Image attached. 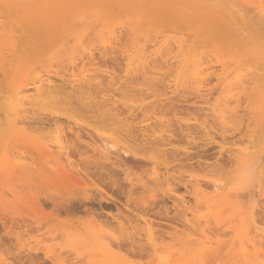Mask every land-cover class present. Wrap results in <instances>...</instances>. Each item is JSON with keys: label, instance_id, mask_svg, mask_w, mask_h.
I'll use <instances>...</instances> for the list:
<instances>
[{"label": "rangeland", "instance_id": "obj_1", "mask_svg": "<svg viewBox=\"0 0 264 264\" xmlns=\"http://www.w3.org/2000/svg\"><path fill=\"white\" fill-rule=\"evenodd\" d=\"M151 1L154 2L150 3ZM189 1L25 0L26 4L20 8L3 0L12 10V14L0 1V60H2L0 61V215H18V212L23 215L29 214L31 206H27L29 205L27 200L30 201L33 196L46 203L45 209L48 206L46 211L52 212V205L46 200L50 196L52 198V195L56 199L57 190L54 182L46 178L44 168L56 155L54 145L58 136L65 144L67 141H76V136L80 135L81 140L95 144L100 151L104 147L118 144L115 146L119 148L113 151V155L128 147L138 154L151 156L152 159L150 164L146 163L143 167L138 166L139 168L135 167L128 171L120 163L119 166L115 164L118 168L110 167L111 165L108 164L105 166H108L109 169L105 168L108 172L114 170V173H111L114 174L115 179L119 177L117 179L120 180L119 185L124 184L121 187L125 190V195L115 193L118 198L109 187L104 186V189L107 192L111 191V195L122 205L114 200L107 202L105 199L108 198L104 199L107 193L88 191L86 188L77 190L80 191L79 197L88 192L93 201L94 198L96 199L94 206L85 205L87 208L93 207L92 213L97 214L92 217L88 216L89 213L86 215L84 211L77 213V217L70 219L74 225L81 222V218L82 221L94 218L95 223L91 222L93 223L91 228L94 226L96 232L99 231L107 236L112 231L118 232V223L123 222L121 227L123 226L124 229L126 227L127 230L125 229L124 232L128 234V242L132 241L130 245L127 242V246L113 247V255L108 257L105 253L101 255L100 252L95 255L96 252L98 253L96 248L99 243L85 242V245L88 244L89 248L96 251H93L92 256L90 255L92 249L89 250L88 247L85 249L82 245V253L88 249L90 252L87 251V255L90 257L83 255L87 258H80L76 248L73 247L75 250L70 248L76 240L73 241L72 238L70 240V236L65 237V234L62 235L63 238L60 233L52 231L53 235L56 237L60 235L61 238H58L63 240V243L70 244V247L61 249L60 245L63 243L58 240L60 245L55 246L58 251L53 252L57 258L54 262H47L48 264H161L166 257L171 259L172 264H243L245 259L238 251L240 242H244L247 247L249 246L248 249L250 248L249 258H252L249 259V264H264V187L262 186L264 184V24L261 23L264 20L252 11L258 3L257 0L255 2L246 0L244 3L242 1L243 7L239 15L237 9L233 10L235 13L231 10L234 4L236 8L242 6L235 0L231 2L213 0L205 7H199L200 9L198 7L196 9L194 0ZM108 2L115 4H111L109 15L102 19L97 17ZM227 2L231 5L234 2L233 7L230 8ZM187 3V8L184 9ZM64 5L76 6L72 10L74 14L71 17L76 19L77 34L73 35L74 33L72 34L66 25L57 31L43 30L42 25L51 12L64 16L61 10ZM77 11L78 14H75ZM147 14L151 16L153 14L152 20L145 17ZM254 16L255 20L250 21ZM151 22L157 24L156 28L149 29ZM81 28L84 29L83 32ZM209 34H214V40L211 42L205 39ZM144 55H147L146 59H148L146 68L145 63L141 64ZM193 56H198L200 60L204 59L201 62L204 63L202 68L205 71L199 75V78L198 75H191L186 67V61ZM142 65L144 69L140 67L142 71L136 73L138 67ZM37 77L43 78L44 85V81L52 80L62 100L56 101L57 103L45 101L39 106L26 105L24 109H28H25L28 113L16 118L19 122L12 124L13 118L8 114L7 109L10 93L14 92L13 86L28 85L32 90L31 81L33 82ZM32 109L33 112L35 109L36 114L33 112L31 113L34 115L29 114ZM221 111L226 112L225 125L220 119L223 113ZM113 118L115 122H112ZM24 120H27L26 124ZM29 121L34 124H30ZM122 122L123 125L126 122L132 126H129L132 130H130L131 134L136 135L140 140L143 138L142 143L139 138L138 142L128 138L129 128L127 125L124 128ZM57 128L60 130L58 131ZM148 140L150 144L139 147L149 143ZM46 145L48 149L50 146L53 147L51 152L54 155L48 157L49 159L45 155L48 156L50 151L48 150L46 154V151L44 152ZM83 148L81 150H84L86 155L99 159L98 153L94 154L85 145ZM238 151L242 154L235 157ZM80 159L79 157L76 161ZM112 161L115 159L112 158ZM80 168L83 169V165H80ZM89 170L91 172L92 169ZM214 184L224 187V190H221L223 194H215L214 189L212 190ZM83 190L87 192L83 193ZM130 192L132 200L128 202L126 197ZM46 196L49 197L45 200ZM153 196L157 197L155 203H152L151 207L144 208V212L143 207L133 204L134 201H141L144 197L149 200ZM96 201H103L104 212ZM125 206L128 208L126 209ZM99 212L103 215L100 216ZM185 214L188 216V221L184 219ZM64 216H66L64 213L61 214L59 222L69 220ZM145 220H149L148 223ZM195 227L199 229L194 231ZM14 230L4 229L0 223L3 243L10 246L12 242L15 249L34 248L44 252L48 249L46 241L52 240L50 239L52 234H47V230L44 232L45 229L39 232L40 235L43 233L45 238L39 237L47 239L46 244L44 241L43 244L40 240L35 241L36 239L32 237H36L38 233H33L31 236L27 233L30 238L28 241L26 233L16 229L20 233L23 232L21 237V234H17ZM8 231L16 238L9 237ZM246 231L248 234H245ZM202 232H208L207 238L210 239H205L203 236L207 234L202 235ZM193 234H197L196 237H200L201 240L213 241L208 243L209 248L206 253L205 249L202 250L205 254L198 251L197 248L200 247L196 242L201 240L195 235L192 236ZM245 235L249 236L245 237ZM47 236L50 238H46ZM56 237L55 240L58 239ZM194 237L196 241L193 240ZM249 239L251 241H248ZM31 240L34 244L40 241V249L37 248L38 244L29 245ZM108 241L106 239L105 242ZM58 242L55 241L56 244ZM191 242L196 245L190 246ZM153 244L159 248L158 254L161 258H156ZM131 245L136 249L130 247ZM80 246L78 249L81 248ZM234 246L237 249H234ZM52 247L49 246V250H52ZM169 248L174 251L171 253ZM68 250L74 254H72L74 259L69 252L66 255L69 260L64 258L66 261L63 259L64 262H61V257L64 255L60 256V253ZM162 251L174 253L177 258ZM3 253V248H0V257L8 258L7 253ZM228 253L232 256L228 257ZM9 261L14 262L12 259Z\"/></svg>", "mask_w": 264, "mask_h": 264}, {"label": "bare ground", "instance_id": "obj_2", "mask_svg": "<svg viewBox=\"0 0 264 264\" xmlns=\"http://www.w3.org/2000/svg\"><path fill=\"white\" fill-rule=\"evenodd\" d=\"M0 1H2V3H3V5H5V6H7L6 5V3H4L3 2V0H0ZM52 1V0H51ZM58 1V0H57ZM183 1V0H182ZM186 0H184V2H185ZM190 1H193V0H190ZM189 1V2H190ZM213 0H194V3H195V6H196V9H198L199 7L201 8V7H205L206 6V4H209L210 2H212ZM218 1V0H217ZM225 1H227V0H225ZM230 2H231V0H229ZM228 1V2H229ZM239 2L238 3V5L240 4V5H242L241 3H242V1H243V3H244V1L246 2V0H235V2ZM249 1V0H248ZM247 1V3H249ZM258 1V3L256 4V7H254V8H252L251 10L252 11H254L253 13H257L256 15L258 16H260V19L262 18L263 20H264V1L263 0H257ZM256 1V2H257ZM263 1V2H262ZM6 2H11V3H13V4H15V5H17L18 7H20L21 8V6L22 5H24V4H26L25 3V0H6ZM44 2V1H43ZM42 2V3H43ZM152 2H154V1H151L150 3H152ZM180 2V1H179ZM187 2H188V0H187ZM228 2H227V4H228ZM253 2V1H252ZM254 2H255V0H254ZM48 3V2H47ZM46 3V4H47ZM102 3V2H101ZM104 3V2H103ZM192 3V2H191ZM190 3V4H191ZM233 4H234V2H232ZM246 3V4H247ZM263 3V4H262ZM111 4H112V2H111ZM111 4L108 2L105 6H103V8L100 10V12L98 13V16L97 17H99V18H103V17H105L107 14H108V12H109V9H110V7H111ZM180 4V3H179ZM212 4V3H211ZM211 4L209 5V6H211ZM213 4H215V2H213ZM233 4L231 5L230 3L228 4V6H230V8H232L233 7ZM237 4V3H236ZM263 6H262V5ZM28 5V4H27ZM51 5V4H50ZM54 5V4H53ZM112 5H115V4H112ZM149 5V3L147 4V6ZM187 5H188V3L186 4V6H185V8L184 9H186L187 8ZM247 5H249V4H247ZM246 5V6H247ZM16 6V7H17ZM194 6V5H193ZM236 5L234 4V7L231 9L232 11L233 10H235V9H237V11H238V15H239V11L241 12V9H242V7H243V5L242 6H237V8L235 7ZM245 6V5H244ZM8 8H7V10H9L10 12L9 13H13L12 12V10L9 8V6H7ZM46 7V6H45ZM75 7L76 6H73V5H64V6H62V8H61V10H63V12H64V16L62 17L61 15H60V13H56V12H51L50 13V15H49V18L44 22V24L42 25V27H43V30H53V31H57V30H59V29H61V27H63V25H66V28L69 30V31H71V33L73 34V35H75V34H77V33H75L77 30V28L75 27V21H76V19H74V17H71V15L72 14H74L73 13V9H75ZM183 7V6H182ZM198 7V8H197ZM241 7V8H240ZM13 8H15V7H13ZM23 8V7H22ZM60 8V7H59ZM139 8V7H138ZM147 8V7H146ZM179 8V7H178ZM199 8V9H200ZM211 8V7H210ZM240 8V9H239ZM24 9V8H23ZM183 10V8H180V10ZM208 8H206V10H207ZM239 9V10H238ZM250 10V11H251ZM185 11V10H184ZM190 11V10H189ZM188 11V12H189ZM196 11H198V10H196ZM236 11V10H235ZM235 11H233L234 13H235ZM256 11V12H255ZM78 12L79 11H77L75 14H78ZM183 12V11H182ZM182 12H181V14H182ZM191 12V11H190ZM201 12V11H200ZM203 12V11H202ZM205 12V11H204ZM209 12V11H208ZM196 13V12H195ZM177 14H178V12H177ZM251 14V13H250ZM109 15V14H108ZM88 16H90V15H88ZM152 16H153V14H152ZM152 16L151 15H149V14H147V15H145V17L146 18H151L150 20H152ZM250 16H253V15H250ZM258 16V17H259ZM11 17V16H10ZM77 17V16H76ZM258 17H257V19H258ZM94 18V17H93ZM14 19L15 20H17V17L16 16H14ZM85 20V19H84ZM84 20H81L82 22L84 21ZM146 20V19H145ZM251 20H255V16L254 17H251V19H250V21ZM85 22V21H84ZM97 22V21H96ZM243 22V21H242ZM153 22H151L150 23V27H149V29H154V28H156V25H154V24H152ZM258 23H260L259 21H258ZM261 23H263L264 24V22H261ZM79 24V23H78ZM109 24V23H108ZM114 24V23H113ZM100 26H101V24H99ZM110 25V24H109ZM147 25V24H146ZM145 25V26H146ZM78 26V25H77ZM79 26H81V25H79ZM112 26V25H111ZM1 27V26H0ZM81 27H83V26H81ZM157 27H159V25L157 26ZM113 28V27H112ZM162 28V27H161ZM12 29V28H11ZM84 31V29H82L81 28V31ZM159 30V29H158ZM157 30V31H158ZM82 31V32H83ZM108 31V30H107ZM159 32V31H158ZM114 33H116V32H114ZM163 33V32H162ZM144 34H145V32H144ZM149 34L151 35V31L149 32ZM155 34H157V33H155ZM166 34V33H165ZM169 34V33H168ZM172 34V33H171ZM178 34H181V33H178ZM3 35V34H2ZM66 36H67V33H66ZM66 36H65V38H66ZM132 36V35H131ZM157 36V35H156ZM13 37V36H12ZM73 37V36H72ZM153 37V36H152ZM165 37V36H164ZM2 38V37H1ZM67 38H69V37H67ZM168 38V37H167ZM163 39V38H162ZM176 39V38H175ZM205 39H207V41L208 42H211V41H213L214 40V34H209V36L208 37H206ZM5 40V39H4ZM72 41H73V38L71 39ZM83 40V39H82ZM81 40V41H82ZM104 40V39H103ZM179 40V39H178ZM7 41V40H6ZM62 41H63V39H62ZM206 41V40H205ZM204 41V42H205ZM12 42H15V41H12ZM142 42V41H141ZM163 42V41H162ZM177 42H179V41H177ZM185 42V41H184ZM2 43V42H1ZM62 43V42H61ZM83 43V42H82ZM112 43V42H111ZM139 43H140V41H139ZM147 43V42H146ZM164 43H166V42H164ZM183 43V42H182ZM76 44V43H75ZM79 44V43H78ZM77 44V45H78ZM184 44V43H183ZM204 44V43H203ZM205 44H206V42H205ZM208 44V43H207ZM211 44V43H210ZM213 44V43H212ZM211 44V45H212ZM80 45V44H79ZM186 45V44H185ZM6 46V45H5ZM159 46V45H158ZM13 47V46H12ZM200 46H198V48H199ZM25 48V47H24ZM183 48V47H182ZM209 48V47H208ZM141 49L142 48H140V51H141ZM184 49V48H183ZM1 50V49H0ZM180 50V49H179ZM198 50V49H197ZM201 50V49H200ZM207 50V49H206ZM2 51H3V49H2ZM181 51H183V50H181ZM188 51V50H187ZM205 51V50H204ZM209 51V50H208ZM211 51V50H210ZM12 52V51H11ZM10 52V53H11ZM145 52H146V50H145ZM214 51H212V53H213ZM31 53V52H30ZM196 53V52H195ZM207 53V52H206ZM134 54V53H133ZM139 54V53H138ZM214 54V53H213ZM220 55H221V53H219ZM216 55H217V52H216ZM216 55H214V56H216ZM147 56V55H146ZM146 56L144 55V57L142 58V60H144L141 64H143V63H145L146 64V66H145V68L147 67V62L148 61H146V60H148V59H146ZM218 57V56H217ZM4 58V57H3ZM74 60V59H73ZM189 61H186V67H187V70H189V72L191 73V75H194V76H197V78H199V75H201L202 74V72L203 71H205V69H203L202 68V65L204 64V63H202L201 61L202 60H204V59H202V60H200V58H198V56H193V57H191V59H188ZM0 61H2V60H0ZM137 61V60H136ZM138 62V61H137ZM136 62V63H137ZM204 62V61H203ZM107 63V62H106ZM135 63V62H134ZM144 64V65H145ZM131 65H132V63H131ZM224 65V64H223ZM149 66V65H148ZM77 67V66H76ZM140 67L141 68H143L144 69V67H143V65L142 66H139L138 67V69L139 70H137L138 72H136V73H139V71H142V70H140ZM224 67H225V65H224ZM40 68V67H39ZM228 69H229V67H228ZM228 69H227V71H228ZM133 70H135L134 69V67H133ZM234 70V69H233ZM235 70H237L236 68H235ZM51 71V70H50ZM238 71V70H237ZM5 72V71H4ZM25 72V71H24ZM24 72H22V73H24ZM229 72H230V70H229ZM239 72V71H238ZM135 73V74H136ZM225 73V72H224ZM227 73V72H226ZM225 73V74H226ZM231 73V72H230ZM39 74V73H38ZM49 74V73H48ZM129 74H131V71H130V73ZM237 74H239V73H237ZM51 75V74H50ZM76 75V74H75ZM204 75V74H203ZM229 75V74H228ZM41 76V75H40ZM77 76V75H76ZM189 76H190V74H189ZM188 76V77H189ZM230 76V75H229ZM228 76V77H229ZM193 76H191V77H189V78H192ZM236 77V76H235ZM241 77L243 78V76L241 75ZM196 78V80H199V79H197ZM224 78V77H223ZM19 79V78H18ZM42 79L43 78H41V77H37L35 80H33V82L31 81V87H32V90H31V88L30 87H28V85H24V86H21V85H18L17 83V85L16 86H13V90H14V92H11L10 93V98H9V103H8V114H10L11 116H12V120H11V123L12 124H15V123H17L16 121H18L19 122V120H16V118H19L21 115H25V114H27L28 112L26 111V110H28V109H24V107H26V105H30V106H39V105H41L42 103H44L45 101H51V102H55V103H57L56 101H60V99L61 98H59V92L57 91V88H55L54 87V85L52 84V80L50 81V80H48L47 82H45L44 81V83H45V85L42 83ZM229 79V78H228ZM21 80H22V78H21ZM24 81V80H23ZM240 80H238V82H239ZM25 82V81H24ZM240 82H242V81H240ZM30 83V82H29ZM23 85V84H22ZM239 85V84H238ZM17 86H18V88H17ZM233 86V85H232ZM234 86H236V85H234ZM15 88L17 89L16 91H15ZM239 88H241V86H239ZM244 88V87H243ZM82 90V89H81ZM84 90V89H83ZM229 90V89H228ZM231 90V89H230ZM233 90V89H232ZM234 90H235V88H234ZM241 91H242V88H241ZM224 92V91H223ZM234 92V91H233ZM224 94V93H223ZM227 94V93H226ZM85 95V94H84ZM228 95V94H227ZM226 95V96H227ZM89 96V95H88ZM225 96V97H226ZM93 97H91V99H92ZM63 99H65L66 100V98H63ZM90 99V98H89ZM62 100V99H61ZM87 101V100H86ZM85 102V101H84ZM97 102V101H96ZM60 104H62V103H60ZM227 105V104H226ZM229 105V104H228ZM85 106V105H84ZM89 107H91V105L89 106ZM225 108V107H224ZM223 108V109H224ZM229 108V107H228ZM220 109V108H219ZM30 110V109H29ZM227 110V109H226ZM226 110H223V111H226ZM223 111H221V112H223ZM228 111V110H227ZM31 112H33V109H32V111H29V114L31 113ZM38 112H42V111H39L38 110ZM108 112V111H107ZM111 111H109L108 113H110ZM220 112V111H219ZM236 112V111H235ZM33 113H35L36 114V112H35V109H34V112ZM33 113H31L32 115H34ZM112 113V112H111ZM226 113V112H225ZM224 112L223 113H221V117H220V119H221V121H222V123L225 125V123H226V117H225V114ZM41 114V113H40ZM113 114V113H112ZM233 114V113H232ZM116 115H118V114H116ZM239 115V114H238ZM245 115V114H244ZM54 117V116H53ZM24 118H26V117H24ZM117 118H118V116H117ZM236 118V117H235ZM26 119H28L29 120V118H26ZM48 119V118H47ZM54 119V118H53ZM241 119V118H240ZM31 120V119H30ZM113 120H114V118H113ZM53 121V120H52ZM119 121H121V120H119ZM232 121V120H231ZM22 122V121H21ZM23 122H25V124L27 123V120L25 121H23ZM22 122V123H23ZM29 122H31V121H29ZM34 122V121H33ZM37 123H38V121H36ZM112 122H115V120L114 121H112ZM123 122H124V120H123ZM123 122H122V126H124V128L126 127V125L128 126V128H129V126L130 125H128L129 123H127L126 124V122H127V120H126V122H125V124L123 125ZM40 123V122H39ZM50 123V122H49ZM229 123V122H228ZM257 123V122H256ZM30 124H34V123H30ZM116 124H118V123H116ZM120 125H121V123H119ZM229 125H230V123H229ZM235 125V124H234ZM57 126V125H56ZM58 126H60V125H58ZM121 126V127H122ZM222 126V125H221ZM130 127H132V126H130ZM225 127V126H224ZM61 128V127H60ZM60 128H59V130H60ZM64 128V127H63ZM62 128V129H63ZM72 129V128H71ZM57 130H58V128H57ZM58 130V131H59ZM129 130V132L127 133V136H128V138H131V139H135L136 140V142H138V138H136L137 136L136 135H132L131 134V129L129 128V129H127V131ZM131 130V131H130ZM62 131V130H61ZM65 131V130H64ZM123 131H124V129H123ZM125 132H126V130H125ZM125 132H124V134H125ZM227 132V131H226ZM59 133V132H58ZM133 133V132H132ZM61 134H62V132H61ZM76 134V133H75ZM64 135H66V134H64ZM63 135V136H64ZM87 135V134H86ZM59 138H57V141L55 142V145L54 144H52V145H54L55 146V148L54 149H56V151L54 152V150H53V152H54V154L56 153V155H55V157L53 158V159H50L48 162H47V166L44 168V174H45V176H46V178L48 179V180H51L52 182H54V186L56 187V190H57V197H56V199H55V196H53L52 195V198H51V196H50V198H47V197H49V196H46L45 197V200H46V198H47V200L46 201H48L51 205H52V212H51V214L49 215V217H48V214L50 213V212H48V210L46 211V209L48 208V206H47V208L45 209V204L46 203H42V200H39V199H35V197L33 198H30V201H28L27 200V202H29V205H27V206H31L30 207V209H29V214H25V215H23V214H21L20 212H18V215H15V214H11V215H3V214H1L0 215V223H1V225L4 227V229H10V230H13V229H19V231L20 230H22L24 233H26L25 234V236H27V233H30V234H28L29 236H31V234H33V233H38L37 235H36V237L35 236H32L33 238H35L36 240L35 241H37V240H40V241H42V244H43V241H44V243L46 244V242H48V244H47V246H48V249H47V247H43L44 249H47V251H40V250H35L34 248H30L29 250H22V249H15V247L13 246V243L11 242L10 243V246H8V244H4L3 243V238H1V236H0V248H3V250H4V253H7V255H8V258H4L3 256H1L0 257V261H1V263L0 264H46L47 262H54L55 260H56V255L54 254V253H57V251L58 250H56V247L55 246H59L60 245V243H63V240H60V238L61 237H63L64 238V236H62V235H64L65 234V237H69L70 238V240H71V238L73 239V241H75V243L74 244H76L77 246L79 245H81L80 247L82 248L83 246L82 245H84L85 247V249H86V247H88L89 245L87 244V245H85V242H89V243H91V244H98L99 243V245H97V250H98V253L96 252L95 253V255L96 254H99V252H100V254L102 253V254H104L105 253V256H111V255H113L112 254V248L113 247H119L120 245H126L127 246V242H128V240H127V232H124V230L126 229V227H125V229L123 228V226L121 227V225H123L121 222L120 223H118V226H119V231L117 232H115L114 233V231H112V230H110V231H112V232H110L109 234H107V236L106 235H104V234H102L101 232H99V231H97L96 232V230H95V228H91V226L93 225V223H95V222H93L94 221V218H93V220H90V219H84L83 221H82V218H81V220H80V218L78 217V219L81 221V222H78V224H76V225H74V223L70 220L71 218H75V217H77L78 215H77V213L79 214L80 212H82V211H84V212H86L85 214L87 215L88 213L90 214V215H88V216H92L93 217V215H95L96 216V214L97 213H92L93 211H92V209L94 210V208L92 207H90V208H87V206L85 205V204H91V206H94V203H95V198H94V201L92 200V196H91V194H89L86 190H88V191H100L101 193L103 192L104 194H106L107 193V196L106 197H104V199L105 198H108V199H105L107 202H109V200H114L115 202H118V203H120L121 205H122V203L117 199L118 198V196L116 195V194H124L125 193V190L123 189V187H121L122 185H124L123 183L121 184V185H119L118 184V182L120 181H117V179L119 178V177H117L116 179L114 178L115 176H114V170L113 169H111L112 171L111 172H113V173H111V172H108L105 168H107V167H105L107 164L108 165H111L110 167H112V166H115L116 168H118V166H119V163L120 164H122L125 168H126V170L128 171V170H132V169H134L135 167H143L144 166V164H146V163H149L150 164V162H152V159H151V156H146V155H143V154H138V153H136V152H134V151H132L131 149H129L127 146V148H124L123 150H119V151H117V153H116V155H113L112 153H113V151L114 150H116L117 148H119V146H115V145H118V144H112V143H110V144H112V145H110V146H108V147H104V149L102 150V151H100V149L98 148V147H96V145L94 144V145H92V144H89V142H87L86 143V141L85 140H81V136L80 135H77L76 136V138H77V140L76 141H74L75 140V138H73L74 140V142H70V141H67L65 144L63 143V141L61 140V138H60V136H58ZM141 137V136H140ZM143 137V136H142ZM141 137V138H142ZM91 138H93L92 137V135H91ZM145 138H146V136H144V141H146L145 140ZM143 139V138H142ZM141 139V140H142ZM153 139H155V138H153ZM139 140H140V138H139ZM141 140H140V142H141ZM152 140V139H151ZM92 141H93V139H92ZM148 142H149V140H148ZM153 142V141H152ZM142 143V142H141ZM151 142H149V143H144V144H142V145H138L139 147H142V146H144L145 147V145H148V144H150ZM154 143V142H153ZM139 144V143H138ZM155 144V143H154ZM48 145V144H47ZM46 145V146H47ZM86 146V147H88V148H90V150H92V152H94V154L96 153H98L97 155H99L100 157H99V159H98V157H97V159H95L94 157V159L92 158V156H88V155H86L85 154V149L83 148V146ZM43 146V145H42ZM50 147H51V150H50ZM49 147V149H48V146L45 148L44 147V152H45V154L46 153H48L49 151V155L47 156V155H45L46 157H47V159H49L50 157H52L54 154L51 152L52 151V146H50ZM84 149V150H81V149ZM99 149V150H98ZM121 149V148H120ZM49 150V151H48ZM87 151V150H86ZM100 151V152H99ZM121 151V152H120ZM91 152V151H90ZM91 152V153H92ZM87 154H89L88 153V151H87ZM242 153H241V151H238V153L235 155V157H239L240 155H241ZM75 155H78L81 159H80V161H76V160H78V156H75ZM196 155V154H195ZM199 155V154H198ZM77 158L76 160H75V157ZM189 156H191V155H189ZM193 157H194V155H192ZM191 156V157H192ZM39 157V156H38ZM45 157V158H46ZM49 157V158H48ZM112 158H113V160L115 159V161H112ZM40 159H42V161H43V158L41 157ZM39 159V160H40ZM46 159V160H47ZM186 160V159H185ZM241 160H242V157H241ZM188 161V160H187ZM222 161V160H221ZM229 162V161H228ZM221 163V162H220ZM225 163H226V161H225ZM34 164V163H33ZM78 165V167L76 168V165ZM115 164H117L118 166H116ZM228 164V163H227ZM226 164V165H227ZM55 165V166H54ZM80 165L82 166L83 165V169H81L80 168ZM221 166V165H220ZM138 167V168H139ZM92 169L91 170V172H89L90 170L89 169ZM120 168V167H119ZM107 169H109V168H107ZM126 170H124V168H123V171L125 172ZM153 170H155V169H153ZM152 170V171H153ZM110 171V170H109ZM105 174V175H104ZM118 174V173H117ZM115 175H116V173H115ZM156 175H158V174H156ZM154 177V176H153ZM158 177H159V175H158ZM158 177H155V178H158ZM154 178V179H155ZM156 180V179H155ZM159 180V179H158ZM88 181V182H87ZM90 182V183H89ZM157 182V181H156ZM120 183V182H119ZM188 183H190V182H188ZM216 183V182H215ZM220 183V182H219ZM222 183V182H221ZM220 183V184H221ZM90 184V185H89ZM92 184V185H91ZM220 184H214V186H213V188H212V186H211V188H212V190L214 189V192H216L215 194L216 195H221V194H223V193H221V190L224 188V187H220L221 185ZM195 185V184H194ZM199 186V184H196V186ZM220 185V186H219ZM104 186L106 187H109V189L116 195V197L117 198H114L112 195H111V191L110 192H107L105 189H104ZM197 186V187H198ZM263 187H264V184L262 185ZM196 187V188H197ZM83 188H86V190H83V193H86L87 192V194H83V196H81V197H79L78 196V194H79V192L80 191H77L78 189L79 190H82ZM171 188V187H170ZM199 188H201L200 186H199ZM228 188V187H227ZM187 189V188H186ZM170 190V189H169ZM224 190V189H223ZM261 190V189H260ZM168 191V190H167ZM55 193H56V191H54ZM261 192H262V190H261ZM102 193V194H103ZM108 193H110V194H108ZM112 193V194H113ZM174 193V192H173ZM81 194V193H80ZM113 194V195H114ZM131 194V192L129 193V196H127L126 198H127V200H128V202L129 201H131L132 200V196L130 195ZM125 195V194H124ZM228 195V194H227ZM226 195V196H227ZM120 197L122 196V195H119ZM223 196V195H222ZM17 197V196H16ZM19 197H20V195H19ZM23 197H25L24 195H23ZM28 197V196H27ZM30 197H31V194H30ZM39 197V196H38ZM42 197V196H41ZM54 197V198H53ZM219 197V196H218ZM103 198V197H102ZM157 198V197H156ZM154 196L152 197V199H149V200H147L145 197L141 200V201H134V203L133 204H135V206H138V207H143V212H144V208H147V207H151L152 206V203H155V199H156ZM220 198V197H219ZM20 199V198H19ZM18 199V200H19ZM103 199V200H104ZM21 200H23L22 198H21ZM33 200H35V201H33ZM100 200V199H99ZM104 200V201H105ZM224 200V199H223ZM25 201V200H24ZM45 201V202H46ZM105 201V202H106ZM15 202V201H14ZM14 202H13V204H14ZM21 202V201H20ZM96 202H98V204L100 205V208H101V210L103 209V201H96ZM112 202V201H111ZM115 202H113L114 204H116ZM133 202V201H132ZM110 203V202H109ZM17 204H19L20 205V203H15V205H17ZM132 203H130V205H131ZM49 205V204H48ZM126 205V204H125ZM155 205V204H154ZM215 205V204H214ZM50 206V205H49ZM118 207H119V205H117ZM116 206V207H117ZM133 206V205H132ZM14 207V206H13ZM12 207V208H13ZM19 207V206H18ZM98 207V206H97ZM107 207V206H106ZM110 207V206H109ZM128 207H129V205H128ZM127 206H125V208L127 209L128 208ZM185 207V206H184ZM216 207V206H215ZM6 208V207H5ZM112 208V207H111ZM129 208H131V207H129ZM133 208V207H132ZM44 209H45V213H47V214H45L44 213ZM106 209V208H105ZM121 208H119V210H120ZM140 209V208H139ZM211 209V208H210ZM5 211H6V209H4ZM7 210H9V209H7ZM104 210V209H103ZM102 210V211H103ZM114 210V209H113ZM264 210V209H263ZM22 211V210H21ZM107 211H108V209H107ZM116 211V210H115ZM114 211V212H115ZM17 212H16V214H17ZM94 212H96V211H94ZM104 212V211H103ZM121 212V211H120ZM120 212L118 213V214H120ZM20 213V214H19ZM64 213V215H66L68 218H69V220H66L65 222H59V218L61 217V214H63ZM100 213V212H99ZM99 213H98V215H99ZM110 213V212H109ZM108 213V214H109ZM145 213H146V211H145ZM151 213V212H150ZM6 214V213H5ZM45 214V215H44ZM83 214V213H82ZM125 214V213H124ZM23 215V216H22ZM103 214H101L100 213V216H102ZM112 215H113V213H112ZM117 215V214H116ZM123 215V214H122ZM151 215V214H150ZM66 216H64V217H66ZM80 216V215H79ZM100 216H97V218L98 217H100ZM91 217V218H92ZM116 217V216H115ZM187 217L188 216H186V214L184 215V219L185 220H187ZM101 218V217H100ZM103 218H104V216H103ZM117 219H118V217H117ZM143 219V218H142ZM154 220V219H153ZM98 221H99V219H98ZM119 221V220H118ZM149 221V220H148ZM148 221H146L145 220V222H147L148 223ZM151 221V220H150ZM188 221V220H187ZM186 221V222H187ZM199 221V220H198ZM91 222H93V223H91ZM101 222H104V221H101ZM202 222V221H201ZM204 222V221H203ZM152 224H155V223H153V222H151ZM206 223V222H205ZM104 224V223H103ZM194 224V223H193ZM202 225H203V223H201ZM209 224V223H208ZM207 224V225H208ZM211 224V223H210ZM199 225H200V221H199ZM96 226V225H95ZM193 226V225H192ZM195 226V225H194ZM193 226V227H194ZM232 226V225H231ZM147 227H148V225H147ZM192 227V228H193ZM202 227V226H201ZM233 227V226H232ZM97 228V227H96ZM143 228V227H142ZM145 228V227H144ZM198 229H199V227H197ZM196 227L194 228V231H195V229L196 230H198ZM231 228V227H230ZM45 229V231L44 232H46V230L48 231V233L47 234H49L50 233V237H46V238H50V239H52V240H54V241H52V240H48V241H46L47 239H41L42 237H39V236H43V238H45L44 236L45 235H40L39 234V232H41L42 230H44ZM208 229V228H207ZM241 229V228H240ZM239 229V230H240ZM14 230V231H15ZM106 230V229H105ZM117 230V229H116ZM127 230V229H126ZM13 231V232H14ZM18 230H16V232H17V234L19 233V235L21 234V237H22V234H23V232L22 233H20ZM50 231V232H49ZM52 231H55V232H58V233H60L61 234V237H60V235H58V237H60V238H58V237H56V235H53V233L54 232H52ZM106 231H108V230H106ZM205 230H203V232H204ZM247 231H249V230H247ZM245 232V234L247 233L248 234V232ZM8 232H10V231H8ZM201 232V231H200ZM202 232V233H203ZM231 232H233V229H232V231ZM12 232H10L9 234H8V236L9 237H11V238H14L13 237V235L11 234ZM15 233V232H14ZM192 233V232H191ZM206 233V232H205ZM205 233H203L202 235H205ZM16 234V233H15ZM45 234V233H44ZM207 235L206 236H203V237H205V239H210V238H207V236L209 237V235H208V232L206 233ZM228 234H230V233H228ZM232 234V233H231ZM195 235V237H196V235L197 234H193L192 236H194ZM189 236H190V234H189ZM244 236V235H243ZM246 236H249V235H245V237ZM56 237V239L57 240H55L54 238ZM188 237V236H187ZM195 237L193 238V240L195 239ZM258 237V236H257ZM257 237H254V239L256 238L257 240H258V238ZM16 238V237H15ZM14 238V239H15ZM27 238H28V236H27ZM32 238V239H33ZM196 238H198V237H196ZM248 238V237H247ZM106 239H107V241H108V239H110L107 243L105 242L106 241ZM200 239V237L198 238V240ZM203 239V238H202ZM201 240V241H198V242H196L197 243V246H199L200 248H197L198 249V251H201V252H203L204 253V251H205V253L207 252V248H209V247H207L208 246V243H212L213 241L212 240H209V242H208V240ZM263 239V238H262ZM21 240V239H20ZM19 240V241H20ZM28 241L30 240V238H28L27 239ZM58 240H59V242H58ZM80 240V241H79ZM105 240V241H104ZM197 240V239H196ZM196 240H194V241H196ZM11 241V240H10ZM28 241H26V242H28ZM40 241H38L37 243L35 242V244H38V246L37 245H35L34 244V242L31 240V242H29L30 244L29 245H31V243L32 244H34V246H37V248L39 247V245H41V242ZM46 241V242H45ZM55 241H57L58 242V244H56L55 243ZM73 241H71V242H73ZM115 241H116V243H117V246H116V243H115ZM130 241V240H129ZM154 241V240H153ZM152 241V242H153ZM248 241H251L250 239L248 240ZM70 242V243H71ZM105 242V243H104ZM126 242V243H125ZM132 242V241H131ZM131 242H128V245H130L129 243H131ZM193 242V241H192ZM190 243V246H191V244L193 245L194 243ZM247 242V241H246ZM82 243V244H81ZM123 243H125V244H123ZM252 243V242H251ZM258 243V242H257ZM52 244H53V247H52ZM56 244V245H55ZM73 244V246L72 245H70V244H65V243H63V244H61L60 245V248L62 249V248H69L70 246V248L72 249V250H75V249H73V247H75L76 248V251H77V253H79L80 254V258L81 257H83V258H87V257H85V256H83V255H87V253L88 252H90L89 250L90 249H92V248H89L88 247V249L87 250H85L83 253H82V250H83V248L81 249H78V247L76 246V245H74ZM133 244V243H132ZM255 244V243H254ZM67 245V246H66ZM70 245V246H69ZM134 245V244H133ZM133 245H131L130 247H133V249L135 248ZM194 245H196V244H194ZM234 245V244H233ZM262 246H263V242H262V244H261ZM33 246V245H32ZM49 246H50V248L52 247V250L50 251L49 250ZM64 246V247H63ZM69 246V247H68ZM235 246H237V244L235 245ZM233 247L234 249L236 248V247ZM259 246V245H258ZM262 246H260V247H262ZM42 247V246H41ZM171 247H173V245L171 246ZM249 247V246H248ZM248 247L245 245V243L244 242H240L239 244H238V251H239V253H240V255L245 259L244 260V262H243V264H249L250 262H249V259L250 258H252V257H250L249 258V249H248ZM255 247V246H254ZM264 247V246H263ZM263 247H262V249H263ZM29 248V247H28ZM55 248V249H54ZM59 248V249H60ZM177 248V247H176ZM39 249H40V247H39ZM42 249V248H41ZM43 249V250H44ZM130 249H132V248H130ZM132 249V250H133ZM136 249V248H135ZM162 249H164L165 250V248H162ZM178 249V248H177ZM205 249V250H204ZM233 249V250H234ZM237 249V248H236ZM54 250V251H53ZM158 250H159V248H157V246H155L154 244H153V252H154V254L156 253V255H157V257L156 258H161L160 256L161 255H159L158 254ZM169 250H170V252L172 253L174 250H172V248L170 249L169 248ZM202 250H204V251H202ZM264 250V249H263ZM80 251V252H79ZM88 251V252H87ZM93 251H96V250H93L92 249V251H91V254L90 255H92L93 256V254L92 253H94ZM195 251H196V249H195ZM255 251V250H254ZM42 252V253H41ZM54 252V253H53ZM69 252H71L70 250H68V252H65V251H63L62 253H60L61 255L60 256H63V257H61V262H64V260L66 261V259H67V257H66V255H67V253L69 254ZM164 254H168L169 256H174L175 254L173 253V254H169V251H162ZM200 252V253H201ZM258 252H259V250H258ZM263 252V251H262ZM3 253V254H4ZM197 253V252H196ZM199 253V252H198ZM202 253V254H203ZM204 253V254H205ZM234 253V252H233ZM254 253V252H253ZM43 255V257H41L42 255ZM59 254V253H58ZM73 253L71 252V254H69V255H72ZM101 254V255H102ZM6 255V254H5ZM74 255V254H73ZM73 255H72V259H74L73 258ZM235 255V254H234ZM59 256V257H60ZM88 256V255H87ZM104 256V257H105ZM204 256V255H203ZM230 255H229V253H228V257H229ZM231 256H232V254H231ZM230 256V257H231ZM254 256V255H253ZM79 257V256H78ZM90 256H88V258H89ZM175 257H176V255H175ZM64 258H66V259H64ZM116 258V257H115ZM114 258V259H115ZM177 258V257H176ZM183 258V257H182ZM9 259H12L14 262H11V261H9ZM64 259V260H63ZM71 258H70V260H72ZM110 259H112V258H110ZM167 259V260H166ZM178 259H179V257H178ZM43 260H45V261H43ZM67 260H69V259H67ZM78 260V259H77ZM84 259H82V261H83ZM103 260V259H102ZM106 260V259H105ZM171 260V259H170ZM169 260V258H165L163 261H162V263L163 264H172V262ZM181 260V259H180ZM186 260V259H185ZM252 260V259H251ZM76 261V260H75ZM78 261H81V259L80 260H78ZM104 261V260H103ZM113 261V260H112ZM263 261V260H262ZM161 263V264H162ZM48 264V263H47ZM158 264H160V263H158ZM174 264V263H173ZM263 264V263H262Z\"/></svg>", "mask_w": 264, "mask_h": 264}]
</instances>
